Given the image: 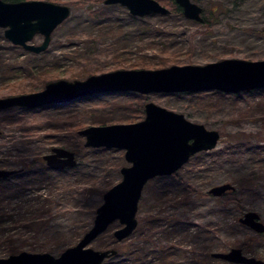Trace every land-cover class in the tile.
I'll return each instance as SVG.
<instances>
[{
  "label": "rangeland",
  "instance_id": "1",
  "mask_svg": "<svg viewBox=\"0 0 264 264\" xmlns=\"http://www.w3.org/2000/svg\"><path fill=\"white\" fill-rule=\"evenodd\" d=\"M156 1L169 10L170 7L165 2L167 0ZM102 2L103 0H65L59 4L67 6L70 15L53 31L48 48L41 54H32L12 45L4 38V29H0V99L20 95L13 94L5 88L6 77L15 74L20 76L19 79L23 77L26 79L19 81L27 91L24 94H30L41 91L50 82L83 81L90 77L70 78V73L76 71L93 73L91 76H94L116 70H129L115 69L116 66L121 65L116 63L117 54L124 53L127 49H132L131 51L134 52L136 43L146 49L150 40L154 43L168 42V45H175L173 52L176 53L177 63L172 66H204L229 59L264 61V0H195L196 5L204 10L202 16H205L210 23L208 28L177 16L166 19L165 16L152 15L134 20L125 8L119 5H105ZM142 26H147L150 35L159 32L163 36L167 35V38L158 35L154 39L148 41L145 39V42L140 43L139 41L147 36L145 32L143 35ZM118 28L122 32L120 36H117ZM42 41V36H35L31 44L40 45ZM190 47L191 49L188 50ZM161 49L162 47H154L146 50L149 57H152V62H158L157 56L163 52L160 51ZM167 54H161L163 55L161 58H164L160 59L166 60ZM14 65L19 68L18 72L4 73L6 68ZM46 68L54 70L53 81L32 86L33 78L38 77L42 69ZM30 73L32 77H29ZM211 92L214 91L201 94ZM256 92L224 94L226 96L223 98L213 95V97L194 98V100L187 96H172L175 94L143 96L125 92L143 97L144 104L152 102L220 135L215 149L199 154L218 153L220 157L224 155L221 160L214 161V157L210 155L197 157L198 159L193 162L195 168L200 166V171L197 169L191 174L188 170L182 171L179 177L182 178V182L170 177H160L158 180L157 177L149 181L143 188L138 203L137 221L152 214L158 218H170L191 225H208L210 232L202 236L196 235L194 242L197 244V251L190 253L198 262L205 253H226L233 248L238 249L234 244L246 240L245 237L256 238V233L238 222L234 224L243 213L255 212L264 223V162L258 164L255 160H249L250 157L246 154V146L264 152V121L261 119L264 118V106L255 107L256 104L261 103L263 96L255 94ZM122 100L126 98L103 94L89 104L81 102L73 103L69 107L39 108L23 112L18 118L30 128L38 127L40 124V129L54 126L56 121L64 120L67 116H78L80 122L85 124V128L99 127L93 124L102 121V118L106 121H119L114 124H132L143 120L144 114H140L136 119L135 115L129 116L126 111L117 110L114 103ZM97 105L103 108L96 109ZM86 108L91 114L82 112ZM7 111H0V125L7 117ZM244 111L248 112L247 117L239 119L238 115ZM97 113L101 114L95 116ZM68 123L69 121H66V124ZM0 131L3 134L0 137V161L6 162L2 165V169H18L21 167L18 163L21 160L25 161V164L35 160L34 170H43L47 176L43 184L27 191L19 207L17 201L12 204L13 219L23 216L25 218L23 225L15 227L13 223L7 222L4 229L9 234L17 235L16 245L22 239L28 240V245L20 246L18 253H48L57 258L66 249L74 247L92 227L95 211L102 204L103 194L121 181L120 169L129 167L130 164L125 161L124 151L121 150L103 148L81 150L79 146L84 145L82 137L65 138L59 135L62 139H67L71 145L70 148H64L55 143L56 134L50 135L51 139L47 140L44 139L46 138L44 132L39 134L40 137L33 139L23 138L19 130L10 127L0 126ZM64 135L66 136L65 133ZM235 146H238L240 151L233 152L232 148ZM54 147L73 152L76 166L64 170L63 174L50 169L48 171L44 167L41 169V161L36 160L49 154ZM233 179H238L239 183L243 184V188H237L232 182ZM185 182L200 194L208 192L214 186L229 183L236 187L237 202L233 201L224 206L220 204L218 198L209 196L193 197L187 203L164 207L155 204L153 189L158 184H165L169 190L181 194L184 186L180 183ZM41 206L49 210L48 214L42 216V220L36 212ZM119 228L118 222H114L106 232L112 235ZM136 229L128 239L138 240L139 232ZM189 239L193 240L190 236L184 237L182 243L173 240L171 251L178 260L186 246L193 247L189 243L185 246V242ZM50 240L52 243H48ZM180 240L182 241V238ZM153 241L161 245L167 242L161 235L154 237ZM123 244L124 241L117 242L114 238L109 239L108 236L107 239L102 237L100 241H93L88 247L95 251H105L109 248L118 251ZM104 246L109 248L103 249ZM244 255L264 262V236L255 241L253 248ZM6 257L7 255L0 251V258ZM115 261L110 260L107 264H114ZM213 263L220 262L210 259L209 264Z\"/></svg>",
  "mask_w": 264,
  "mask_h": 264
},
{
  "label": "water",
  "instance_id": "2",
  "mask_svg": "<svg viewBox=\"0 0 264 264\" xmlns=\"http://www.w3.org/2000/svg\"><path fill=\"white\" fill-rule=\"evenodd\" d=\"M194 0H174L183 17L201 24L202 9ZM105 5H119L133 17L167 16L170 11L156 0H104ZM70 15L67 6L44 1L5 2L0 0V29L14 46L32 54L46 51L53 31ZM42 36L40 45L31 44ZM264 90V61L248 62L229 59L204 66H170L157 70H116L94 75L83 81L59 80L48 83L41 91L0 99V111L35 110L45 106L70 103L81 98L108 93L195 94L216 91L238 94ZM84 147L124 151L129 167L120 169L121 181L102 196L95 211L92 227L80 241L55 258L48 253L20 252L0 258V264H103L116 255L115 250L95 251L88 246L118 222L113 232L117 242L128 239L138 226V203L145 185L159 177H169L182 169L196 154L216 148L220 135L204 126L189 122L183 115L168 111L152 102L144 105L143 120L132 124L88 127L78 131ZM46 167L53 171L76 165L75 154L63 148H52L43 156ZM14 170H0V180L14 175ZM235 190L224 183L212 187L208 194L221 198ZM238 223L256 234H264V223L255 212H246ZM213 264H264L248 257L240 249L213 253Z\"/></svg>",
  "mask_w": 264,
  "mask_h": 264
},
{
  "label": "trees",
  "instance_id": "3",
  "mask_svg": "<svg viewBox=\"0 0 264 264\" xmlns=\"http://www.w3.org/2000/svg\"><path fill=\"white\" fill-rule=\"evenodd\" d=\"M4 1L14 3V2H20L21 0H4ZM47 1L53 2L56 4H62V2H64L65 0H47ZM165 2L170 7L169 8L170 13L167 16H165L166 19L170 18L172 16H177L181 19H185L183 17L181 8H179L174 3V0H167ZM203 15H204V10H203ZM131 17H133V16H131ZM202 18H203V22L201 24L203 26H205L206 28H208L210 23L208 22V20L206 19L205 16H202ZM133 19L134 20L135 19L140 20L142 18L133 17ZM189 22L194 24V22H191V21H189ZM195 24H198V23H195ZM138 27H141V26H138ZM142 29H143L142 30L143 35H145V33H146L147 36L142 38L141 41H139L140 43L145 42V39L147 41L150 39H154L158 35L163 36L159 32H158V34L156 32H153L150 35L149 31L147 30V26H142ZM117 31H118L117 36H120L122 33L121 30L118 28ZM102 35H104V34L102 33ZM163 37L167 38V35H165ZM148 43H149V46L146 49L144 47L140 46L139 43H136L134 45L135 46L134 52L131 51L132 49H127V51H125L126 53L124 52V53H121L119 55L117 54L116 63H119L121 65L116 66L115 69H129V70L161 69L163 67L172 66V65H175L177 63L176 53L173 52L175 45H173V44L168 45V42H166V44L154 43L152 40H150V42H148ZM154 47H157V48L162 47V49L160 51H163V52L157 56V57H159L158 62H152V60H151L152 57H149V55L146 53V50H151ZM189 49H191V47L188 48V50ZM167 53H169V54H167ZM161 54H163V55L167 54V56H165L166 60H161L162 58H164V57L161 58V56H163ZM133 56H134V58H132ZM170 56H171V58H167ZM17 65L16 66L14 65L12 67H8V69L6 68V71L4 73L14 74V73L18 72L19 68L17 67ZM97 70H99V69H97ZM53 72H54L53 69H47V68L42 69L39 76L34 77L33 80L31 81L32 86H35L37 84H44L47 81L48 82L53 81V78L55 77L52 75ZM91 74H93V73L76 71V72L70 73V78L81 79L85 76H91ZM29 77H32L31 73L29 74ZM19 78H20V76H18L16 74L13 75L12 77H10V76L6 77L5 83L7 84V86L5 88L10 90L13 94H20L21 95V94L26 93L27 91L23 89L24 86H22V82L19 81V80L25 79V78L24 77L21 79H19ZM28 92H30V91H28ZM254 92L255 91L245 92L244 94H253ZM201 93L175 94L172 96H176V97L187 96V97H190L192 100H194V98L199 99V98L213 97V95H218L219 97H222V98L226 96V95H224V93L216 92V91L211 92L210 94H201ZM255 94H257L259 96H263L262 99L260 100L261 103L256 104L255 107L264 106V90H259ZM101 95H103V94H98L95 96L81 98L79 100H76V101H73L70 103H66V104H60V105H54V106H45L42 108H47V107L55 108V107H61V106L69 107L73 103H81V102H85V103L89 104L93 100L99 99V97ZM104 95H109V96L110 95H120L121 97L126 98V100H122L118 103H114V105L116 106L117 110L126 111L128 114H130L129 116L135 115V117L137 119V117L140 114H144V105H145L144 103L145 102L142 101V99H144V98L141 96H136V95L130 94V93H110V94L108 93V94H104ZM202 95H204L205 97H201ZM218 99H221V98H218ZM101 108H103L101 105L96 106V109H101ZM27 111H31V110L23 111L21 109L20 110L19 109H12L10 111H7L6 112V113H8V114H6L7 117L1 122L0 126L10 127V129L19 130L18 132L20 134H22L23 138L35 139L36 137H40L39 134L44 132L46 135L45 136L46 138H44V139L50 140L52 137V136L50 137V135L56 134L57 135L56 141L55 140H53V141H55V143L57 145L64 147V148H67V147L70 148L71 145L69 144V141L67 139H62L59 135H63L65 138H70V137H74V136L81 138L80 136H78V131L85 128V124L83 122H80V118L78 116H76V117L75 116L74 117L67 116V117H65L64 120L56 121V125L47 126L44 129H40V126H41L40 124L38 127L33 126L32 128H30V127L26 126V124L23 122V120L18 118V116L21 115V113L27 112ZM82 112L84 114H91V113H89V110L87 108H86V110H84ZM247 113H248L247 111L240 113L238 115V118L239 119H245L247 117ZM98 114H101V113H97V114H95V116ZM261 119H263V121H264V118H261ZM66 121H69V123L66 124ZM117 122H119V121H106L102 118V121L96 122L93 125L107 126V125H111V124H114ZM64 127H66L65 130H64ZM64 133L66 134V136L64 135ZM2 136H3V134L0 131V137H2ZM79 147L81 150L85 151L84 146L82 147V145H80ZM232 150H233V152H235L237 150L240 151V148L238 146H235L234 148H232ZM94 151H98V150H94ZM224 154H225V151H224ZM246 154L249 155V157H250L249 160H253V161L255 160L256 163H258V164L264 162L263 161L264 160V158H263L264 152L260 151L259 149H256L254 147H251V148L248 147L247 148V146H246ZM205 155H210V156L214 157V161L221 160L222 157L224 156L223 155L222 157H220V156H218L219 155L218 153L215 154L214 152L212 154H210V153L198 154L197 156L191 158V160L182 169H180L177 173H175L174 175L169 176V177L174 179V180H178L179 182H182V178L179 179L182 171L188 170L189 174L193 173L194 170L196 171L197 169H199L198 171H200V166L195 168V163L193 162V160H195L197 157L199 158V156H205ZM42 158H43V156L41 158H38L36 161H41L40 162L41 169L44 167L46 170L49 171V169L44 166L45 163L43 164ZM34 161H31V162L25 164V161H23V160H21L20 162H18V160H16V162L20 163L21 167L18 169H12V170L16 171V173L14 175L10 176L9 178L0 180V251H2V253L6 254L7 257L17 254L22 246L28 245L27 239H22V241L18 245H16V240L18 239L17 235L16 234H9L4 229L6 227L7 222L13 223V225L15 227H17V226L23 225V221H25V218H23V216H20V215H19L20 216L19 218L13 219L14 216H12V214H11L12 204L17 201L18 207H19V203H20L21 199H23L25 197L27 191H29L30 189H32L33 187H35L37 185L43 184L44 181L47 180V176H46L45 171L34 170V168L36 167ZM4 163H6V162L0 161V170H4V169H2L3 168L2 165H5ZM212 163H214V162H212ZM74 166H76V165H74ZM67 169H70V168H67ZM67 169H64V170H67ZM64 170H59L58 174L65 173ZM159 178H157V180ZM161 178H165V177H161ZM239 178H241V177H239ZM232 182L236 185L237 188H243V184H241V182L239 183L238 179H233ZM180 184H182L184 186V191L181 194L176 193L173 190H169L168 189L169 187H167L165 184H161V185L158 184L156 186V188L153 189V193H154L153 197L155 199V204L157 206H163L164 207V206H169L172 204L177 205L180 203H187L190 200H192L193 197L204 198V197L210 196L208 194V192L201 193V194L196 193L194 190H192L191 186H189V183H187V182L180 183ZM232 186H234V185H232ZM147 187H148V185H147ZM236 187L234 186L235 190H236ZM187 190H189V191H187ZM235 190L229 194L224 195L221 198H218V201L220 202V204L227 206V204H229L233 201L237 202V200L235 198L236 197ZM36 212H37V215L40 216L41 220H42V216L45 213L48 214L49 210L46 209L45 206H41V207H38ZM43 222L45 223V221H43ZM137 222H138V226H137L136 231L139 232L138 240L137 241L131 240V239L124 240V244L121 246L120 250L117 251L115 249L116 255L111 257L110 259L106 260L103 264H107V262L110 260H116L114 264H209V260L212 259L211 254L205 253V256L203 258H201L200 262H198L195 259V257H193L194 255L190 254L191 251H194V250L197 251V247H196L197 244L194 242L196 235L202 236L203 234L210 232L211 229L208 225H191V224H186L184 221L172 220L170 218H158L152 214H149V215H147V217H143V218L139 219ZM237 222H238V219H237V221L234 222V224H237ZM192 230L194 231V233H192ZM157 235L163 236V238L167 241L165 245L154 243L153 238L156 237ZM108 236H109V239L113 238V234L111 235L110 233L105 232L104 234L99 236L96 240L100 241L102 239V237H106V239H107ZM188 236L192 237L193 240L189 239L188 242H185V246L187 243H189L193 247L187 248V246H186V248L181 252V257H179V260H180L179 261L171 251L173 240H178V243H182V242H184V237H188ZM263 236H264V234H256V238H254V239H249V238L245 237L246 240L237 242L236 245L234 244V247H237L238 249H240L242 251L243 254L244 253L246 254V253H248L249 250H251L253 248L254 242L257 241L258 239L262 238ZM181 238H182V241L180 240ZM48 243H52V241L50 240V241H48ZM231 246H232V244H231ZM107 248H109V247H105V246L103 247V249H107ZM219 250L221 251L222 249H219Z\"/></svg>",
  "mask_w": 264,
  "mask_h": 264
},
{
  "label": "flooded vegetation",
  "instance_id": "4",
  "mask_svg": "<svg viewBox=\"0 0 264 264\" xmlns=\"http://www.w3.org/2000/svg\"><path fill=\"white\" fill-rule=\"evenodd\" d=\"M104 1V0H103ZM195 3V0L193 1ZM175 3V2H174ZM179 7V6H178ZM200 7V6H199ZM201 8V7H200ZM167 9V8H166ZM202 9V8H201ZM203 14V9H202V13L201 15ZM187 20V19H186ZM192 22V21H191ZM195 23V22H194ZM199 24V23H198ZM44 162V161H43ZM46 166V165H45ZM67 169V168H66ZM64 170V169H63ZM59 171V170H58ZM260 217V216H259ZM261 220V219H260ZM262 222V221H261ZM215 261V260H214Z\"/></svg>",
  "mask_w": 264,
  "mask_h": 264
}]
</instances>
